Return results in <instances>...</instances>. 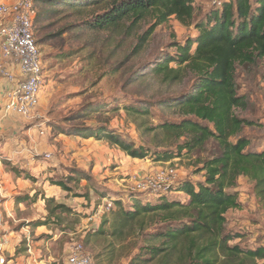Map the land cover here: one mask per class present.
<instances>
[{"label":"rangeland","instance_id":"1","mask_svg":"<svg viewBox=\"0 0 264 264\" xmlns=\"http://www.w3.org/2000/svg\"><path fill=\"white\" fill-rule=\"evenodd\" d=\"M96 1H37L34 35L45 85L33 118L3 115L6 83L0 73V249L7 257L26 258L30 245L32 253L39 255L38 261L64 264L68 245L77 242L84 244L96 264H161L158 258L150 262L144 259L149 258L145 254L148 247L164 243L159 236L165 230L164 223L154 215L127 220L126 212L133 209L130 198L156 204L157 197L133 190L132 177L171 164L179 171L178 182L198 184L204 181V163L221 154L218 143L211 139L202 150L185 151L170 162L156 161L157 152H176V147L156 148L163 136L145 134L125 111L126 107L148 109V127L181 120L173 110L159 104L192 91L193 76L164 83L149 71L168 56L174 57V43L183 45L188 39H196L198 31L172 17L156 27L147 43L137 49L139 38L155 24L154 17L135 26L127 23L101 31L92 26L94 17L104 10L103 4H94ZM192 1L197 22L210 10L219 9L225 0ZM236 82L238 94L248 99V107L235 110V115L256 125L245 127L231 141L245 137L251 142V151L262 152L264 59L254 65H238ZM100 127L137 147L145 146L149 157L135 160L105 141L85 138L91 134L86 130L93 133ZM32 158L34 162L27 164ZM51 181L67 183L70 191ZM228 192L238 193L242 205L226 216L227 232L242 237L230 245L264 247V192L256 182L243 177ZM35 195L33 200H21ZM160 195L171 197L169 193ZM172 197L187 201L181 194ZM45 199L54 201L47 204ZM115 200H121L122 206L117 207ZM107 201L113 203L111 211L106 210ZM41 221H46L51 233L37 238L31 228ZM24 229L29 231L30 240L23 236L19 243L16 240Z\"/></svg>","mask_w":264,"mask_h":264},{"label":"trees","instance_id":"2","mask_svg":"<svg viewBox=\"0 0 264 264\" xmlns=\"http://www.w3.org/2000/svg\"><path fill=\"white\" fill-rule=\"evenodd\" d=\"M94 4L104 6L92 22L93 28L101 31L121 28L127 23L135 26L154 17L155 24L139 38L137 49L147 43L156 27L172 17L198 31L196 39H188L183 45L174 43V57L168 56L149 71L164 83L182 82L193 76L192 91L159 104L173 110L181 120L148 127L145 121L150 115L148 109L126 107L125 111L145 134L163 136L156 142V148L176 147V152H157L156 161L170 162L185 151L202 150L211 139L221 149L220 155L204 163L203 182L180 181L171 187V197H155L156 204L130 198L133 209L126 212L127 220L154 215L165 225L159 234L164 243L161 247H148L145 254L149 258L144 261L158 258L161 264H264V247L231 246L230 242L242 237L226 230L229 211L242 208L238 193L228 190L235 189L243 177L256 182L257 188L264 192V151H251V142L245 137L231 141L245 127L256 125L235 115V110L248 107L247 97L238 94L236 70L238 65H254L264 59V0H225L219 9L210 10L197 22L192 0H99ZM171 63L176 66L171 67ZM78 132L81 135L82 131ZM86 132L91 134L85 138L105 141L132 159L145 160L150 155L145 146L137 147L105 127ZM79 174L86 176L82 171ZM51 183L70 191L67 183ZM175 194L186 196L187 201L175 199L172 197ZM34 198L36 195L21 200ZM45 200L47 204L54 201ZM114 203L122 206L121 200ZM37 226L47 223L41 221Z\"/></svg>","mask_w":264,"mask_h":264},{"label":"built area","instance_id":"3","mask_svg":"<svg viewBox=\"0 0 264 264\" xmlns=\"http://www.w3.org/2000/svg\"><path fill=\"white\" fill-rule=\"evenodd\" d=\"M37 1L16 0L11 5L0 4V17L4 21L0 25V73L6 83L2 94L4 116L33 118L41 103L45 76L41 52L34 35ZM45 155L49 159L52 157L50 154ZM170 166L151 173L134 175L133 190L157 196L169 193L171 187L179 181L178 169L171 164ZM106 205V210L111 211L113 203L107 201ZM67 252L64 264H96L83 243H70ZM28 254L24 259L15 255L7 257L0 249V264H26L33 256L30 245Z\"/></svg>","mask_w":264,"mask_h":264},{"label":"crops","instance_id":"4","mask_svg":"<svg viewBox=\"0 0 264 264\" xmlns=\"http://www.w3.org/2000/svg\"><path fill=\"white\" fill-rule=\"evenodd\" d=\"M16 2V0H0V4L2 3V4H7V5H11V4H13V3H15ZM4 21L2 20V18L0 17V25L3 23ZM3 80V79H2ZM4 81V80H3ZM4 84V83H3ZM42 96H43V94H42ZM41 100H42V98H41ZM31 162H34V159L32 158V160L30 161V162H27V164H31ZM29 229V228H28ZM31 230H32V232L37 236V238H39V236H42L43 234H45V233H48V234H50L51 232L49 231V229H47V227L46 226H37L36 228H31ZM24 232L25 233H23V235H19L18 236V239L16 240L17 242H22L23 241V236H25V238H28V237H30L29 235H28V233H29V231H27V230H25L24 229ZM28 240H30L29 238H28ZM18 243V244H19ZM17 244V243H16ZM38 253L37 252H35V255H34V253H33V256L31 257V259L30 260H27V262H26V264H45V262H43V261H38Z\"/></svg>","mask_w":264,"mask_h":264}]
</instances>
